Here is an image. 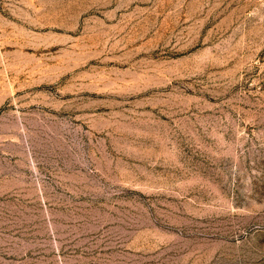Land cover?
I'll list each match as a JSON object with an SVG mask.
<instances>
[{
  "label": "rangeland",
  "instance_id": "obj_1",
  "mask_svg": "<svg viewBox=\"0 0 264 264\" xmlns=\"http://www.w3.org/2000/svg\"><path fill=\"white\" fill-rule=\"evenodd\" d=\"M0 264H264V0H0Z\"/></svg>",
  "mask_w": 264,
  "mask_h": 264
}]
</instances>
